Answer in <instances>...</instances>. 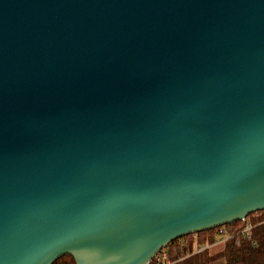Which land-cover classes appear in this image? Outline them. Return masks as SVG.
Instances as JSON below:
<instances>
[{
	"label": "water",
	"instance_id": "water-1",
	"mask_svg": "<svg viewBox=\"0 0 264 264\" xmlns=\"http://www.w3.org/2000/svg\"><path fill=\"white\" fill-rule=\"evenodd\" d=\"M264 210V0H0V264H149Z\"/></svg>",
	"mask_w": 264,
	"mask_h": 264
},
{
	"label": "trees",
	"instance_id": "trees-1",
	"mask_svg": "<svg viewBox=\"0 0 264 264\" xmlns=\"http://www.w3.org/2000/svg\"><path fill=\"white\" fill-rule=\"evenodd\" d=\"M252 225V239L240 237L237 243L235 238L224 241L223 247L215 253H209L210 247L223 239L226 234L240 235L246 226ZM222 231V232H221ZM189 237V239H188ZM186 238V243L174 245L179 239ZM171 242L149 264H159L157 257L168 249L172 259L185 254L186 257L174 264H211L216 260H223L224 264H264V210L249 214L245 220H238L214 229L189 234ZM208 246L206 249H198ZM181 256V255H180ZM53 264H76L71 255L57 259Z\"/></svg>",
	"mask_w": 264,
	"mask_h": 264
},
{
	"label": "rangeland",
	"instance_id": "rangeland-1",
	"mask_svg": "<svg viewBox=\"0 0 264 264\" xmlns=\"http://www.w3.org/2000/svg\"><path fill=\"white\" fill-rule=\"evenodd\" d=\"M188 239H189V237H188ZM188 239L181 238L174 245H177V244L181 245L182 243H186V240L188 241ZM223 243H224V241H222V238L219 239L218 242H216L215 244H213L210 247V252L209 253H215L216 251L220 250L223 247ZM185 257H186L185 254H179L178 258L172 259L168 249H166V250L163 251V253H161V261L158 262V263L159 264H174V263H178L180 260L184 259ZM211 264H224V261L223 260H216V261L212 262Z\"/></svg>",
	"mask_w": 264,
	"mask_h": 264
},
{
	"label": "built area",
	"instance_id": "built-area-1",
	"mask_svg": "<svg viewBox=\"0 0 264 264\" xmlns=\"http://www.w3.org/2000/svg\"><path fill=\"white\" fill-rule=\"evenodd\" d=\"M251 228H252V225L246 226L245 229L242 231V233L240 235H237V234H226L225 232H223L225 234V237L222 239V241H225V240L230 239V238H235L237 243H239L240 242V237L242 235L247 237L248 239H252ZM207 247L208 246L202 247V248L198 249V251L204 250ZM157 261L158 262L161 261V255H159L157 257Z\"/></svg>",
	"mask_w": 264,
	"mask_h": 264
}]
</instances>
